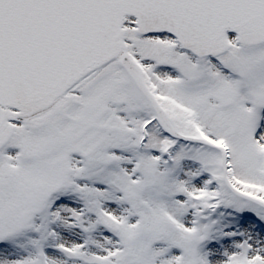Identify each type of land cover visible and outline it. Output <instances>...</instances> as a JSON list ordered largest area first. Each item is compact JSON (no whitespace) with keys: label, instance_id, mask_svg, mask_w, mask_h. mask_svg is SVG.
<instances>
[{"label":"snow or ice","instance_id":"obj_1","mask_svg":"<svg viewBox=\"0 0 264 264\" xmlns=\"http://www.w3.org/2000/svg\"><path fill=\"white\" fill-rule=\"evenodd\" d=\"M0 264H264V0H0Z\"/></svg>","mask_w":264,"mask_h":264}]
</instances>
